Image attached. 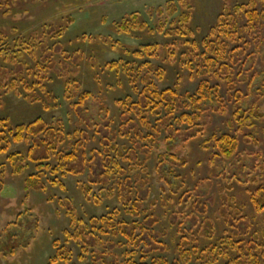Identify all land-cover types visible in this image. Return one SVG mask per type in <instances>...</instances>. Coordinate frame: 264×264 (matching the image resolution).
<instances>
[{
  "label": "trees",
  "instance_id": "16d2710c",
  "mask_svg": "<svg viewBox=\"0 0 264 264\" xmlns=\"http://www.w3.org/2000/svg\"><path fill=\"white\" fill-rule=\"evenodd\" d=\"M179 4L169 0L167 11L164 7L156 9L160 16L168 13L165 19L159 20L156 29L140 20L137 13H133L130 21L114 23L123 33L148 30L170 40L138 48L119 43V48L133 59L123 58L107 66L115 73L127 72L138 97L137 100L131 96L116 99L122 119L117 129L108 108L103 105L101 111L107 115L101 122L91 123L100 138V147L89 151L86 145L89 136L78 128L67 132L61 119L48 124L38 117L29 124L16 126L8 118L0 119V151L8 150L7 135L15 142L30 143L25 154L13 152L7 156L15 174L24 173L31 166L38 170L26 176L27 191H43L45 178L51 185L63 186L59 174L82 176L88 172V181L81 184L85 198L96 204L103 203V199L117 202L109 207L108 213L87 221L78 218L69 204L72 228L66 230L64 241L54 242L57 254L48 264H81L86 260L90 261L87 264H264V163H260L264 162V153H242L237 135L209 132L211 116L226 115L228 101L234 100V110L228 119L232 127L233 121L241 127L262 116L259 100L264 96V75L255 66L264 60V0L235 5L234 11L222 15L200 41L192 25L193 4L188 0H180ZM32 45L20 38L15 45L17 49L14 45L2 49V59L15 64L16 71L0 65L1 90L9 87L16 91L23 85L31 90L40 87L46 91V82L51 79L49 70L54 66L45 63V67L36 65L33 69L25 66L22 58L33 53ZM183 48H189L194 56L188 62L190 67H197L196 73L206 78L199 81L194 92H181L179 85L160 89L151 73L157 72L159 78H163V68L151 61L139 63V60L146 56L160 58L164 53V60L175 56L184 64L183 56L188 53L183 52ZM195 58L196 66L192 64ZM145 67L148 72L141 74L140 69ZM14 74L16 78L12 77ZM64 77L67 100L80 120L90 126L84 106L93 94L78 92L77 80ZM258 78H261V87L255 91L249 107L244 108L243 102L250 93H242L237 86L246 82L248 89H252ZM139 81L144 84L141 90ZM220 81L227 87L226 97ZM75 98L77 101L73 102ZM199 139H202V148L211 152V176L220 175L227 184L220 188L219 224L208 216L209 201L202 198L205 193L198 185L188 189L187 178L180 173L188 164V158L181 156L179 150ZM244 155L253 157V170L260 169L263 175H253L246 180V185L252 187L247 189L255 212L252 218L242 212L243 208L234 207L235 201L226 192L233 189L234 181H242L233 168ZM151 162H154L152 167ZM241 169L244 171L245 165ZM48 173L54 176L47 178ZM154 174L160 183L157 195H153L151 186ZM3 184L0 178V190ZM95 186L99 187L102 198L93 193ZM125 214L131 217L126 218ZM254 223L261 224V228H255ZM166 235L174 246V259L165 255L171 251V246L163 241Z\"/></svg>",
  "mask_w": 264,
  "mask_h": 264
},
{
  "label": "rangeland",
  "instance_id": "374dc122",
  "mask_svg": "<svg viewBox=\"0 0 264 264\" xmlns=\"http://www.w3.org/2000/svg\"><path fill=\"white\" fill-rule=\"evenodd\" d=\"M168 1L0 0V65L8 67L10 71H16L15 64L2 59L4 54L2 49L10 45H14L15 49L18 39L21 38L24 42L33 43V53L26 54L22 58L25 66L31 69L36 65L54 66L49 70L51 79L46 82V91L40 87L31 90L23 85L16 91H12L9 87L0 89V119L8 118L14 126L29 124L38 117L43 118L48 124H54L61 119L67 132H73L75 128H78L89 136L86 142L89 151L100 147V138L96 135L91 123L101 122L107 115L105 111H101L103 105L108 108L109 116L113 117L114 127L117 129L122 119L120 118L121 108L116 104V99L131 96L137 100L138 97L127 72L115 73L107 66L123 58L133 59L119 48V43L138 48L149 43L164 44L170 40L159 32L148 30H134L132 34L123 33L114 23L122 20L130 21L133 13H137L140 20L146 22L150 28L156 29L159 20L165 19L168 15L165 12L163 16H160L156 9L164 7L167 11ZM174 1L179 4L180 0ZM188 1L194 6L192 25L196 31V38L200 41L208 35V31L217 24L222 15H229L234 11L235 5L249 0ZM178 7L180 9L181 5L179 4ZM183 52L188 53V56H183L186 61L184 64L181 62L183 60H176L175 56L164 60V53L160 58L146 56L139 60V63L151 61L154 65L163 68L165 73L163 78H159L157 72L151 73V77L160 89L179 85L181 92H194L199 81L206 77L197 74L198 68L192 69L188 64L194 58L191 50L183 48ZM196 60L195 58L192 63L195 66ZM255 69L264 75V60L258 61ZM147 72L146 67L140 69L141 74ZM64 76L77 80L78 92L93 94L84 106L88 111L85 116L89 118L90 126L80 120L74 106L67 100ZM12 77L16 78V75ZM31 77L34 78L33 75ZM28 79L32 83V79ZM212 82L218 83V80L212 79ZM137 84L140 90L144 87L141 81ZM237 87L244 94L250 93V97L243 102V107L248 108L255 97V91L261 87V78L255 81L252 89H248L246 82L239 83ZM221 90L226 97L227 87L224 82ZM37 97L40 100H37ZM76 101L75 98L73 102ZM233 101H228L226 115L211 116L209 132H230L237 135L242 153H264V96L259 100L262 116L253 118L248 125L241 127L236 121H233V127L228 122L234 110ZM81 115L84 116V114ZM248 138L249 141H247ZM6 142L8 150L0 151V178L4 182L3 189L0 190V264H48L49 259L57 254L54 242L64 241L66 230L72 228V212L68 207L69 204L72 211H76L78 218L82 217L87 221L90 217L108 213L109 207L117 202L103 199V203L96 204L85 198L81 184L83 181H88V172L82 176L59 174L58 177L63 186L51 185L45 178L46 187L43 191H27L26 176L38 170L31 166L27 167L24 173L15 174L7 156L13 152L25 154L30 143L15 142L9 135ZM201 143L202 139H199L179 150L181 156L188 158V164L180 170V173L186 176L188 189L198 185L205 193L202 198L209 201L208 216L219 224L222 204L220 188L226 187L227 184L220 175L211 176L209 163L211 152L203 149ZM243 157L242 161L236 162L233 168V172L238 173L237 177L242 181L240 183L234 181L233 189L231 191L227 189L226 192L235 201L234 207L240 210L243 208L242 212L252 218L255 212L247 192V189L252 187L246 185V180L253 175L261 177L264 171L263 175L260 169L254 171L253 157L247 155ZM153 163L149 164L150 167ZM260 163H264L263 160ZM27 164L30 165L31 162L28 161ZM242 165H245L244 171L241 169ZM155 175L151 183L153 195L160 192V183ZM53 176L48 173L47 178ZM262 183H264V177ZM93 193L100 198L103 197L98 186L94 187ZM200 199L199 201H202ZM124 217L131 216L125 214ZM160 228L163 229L164 225ZM255 228L260 229L261 224L256 223ZM163 241L171 246V251L165 255L169 259H174L176 253L170 237L166 235ZM73 248L79 254V250L76 247ZM87 261H81V264L90 263Z\"/></svg>",
  "mask_w": 264,
  "mask_h": 264
}]
</instances>
